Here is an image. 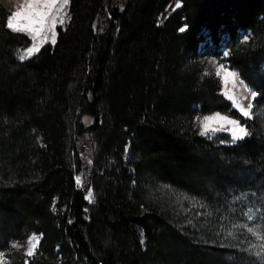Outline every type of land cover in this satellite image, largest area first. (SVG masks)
<instances>
[{
  "label": "trees",
  "instance_id": "1",
  "mask_svg": "<svg viewBox=\"0 0 264 264\" xmlns=\"http://www.w3.org/2000/svg\"><path fill=\"white\" fill-rule=\"evenodd\" d=\"M67 11L55 43L20 61L28 38L0 4L4 264H237L195 225L212 203L232 214L264 199V0H70ZM201 47L217 58L224 47L256 93L250 120L202 72ZM214 112L248 135L200 133ZM255 213L264 222V205ZM31 233L32 256L11 249Z\"/></svg>",
  "mask_w": 264,
  "mask_h": 264
},
{
  "label": "rangeland",
  "instance_id": "2",
  "mask_svg": "<svg viewBox=\"0 0 264 264\" xmlns=\"http://www.w3.org/2000/svg\"><path fill=\"white\" fill-rule=\"evenodd\" d=\"M29 3L30 0H0V4H2L8 12L6 27L8 19L13 13L23 12V15L14 19L13 23L26 26L25 28L20 31H13L7 27L9 30L24 34L28 38V44L18 52L17 56L20 61H25L37 54L42 46L53 44L52 39L54 37L56 40L57 27L64 25L68 19L67 9L69 3L65 5L63 0H54V2H51V0H39V2H37V0H31V7H29ZM175 7H177V4H175L173 8ZM61 21H63V23H61ZM37 31L39 32L38 35ZM27 48H36L38 51H34L31 56H27ZM220 52L221 57L217 58L208 54L206 50L201 47L198 52L197 62L204 74H212L219 78L221 82V93L238 112L239 116L243 119V122L250 120L252 118V100L254 98L253 91L239 78L238 73L235 70L230 69L225 63L224 58L227 57V55H225L227 50L222 47ZM21 56H25V58L22 60L20 59ZM250 105L251 107H249ZM241 109L247 111L249 113L248 116H244ZM230 121H235L236 123H230ZM243 122L241 119L234 118L228 114L214 112L200 117L198 119V126L200 133L204 135L213 136L223 132L228 135V139L231 142H236L242 140L232 139L233 131L237 126L244 127L248 135V130ZM205 124L208 125L207 130L204 128ZM127 155L128 152L126 150L125 156ZM89 191L92 193V190ZM89 191L86 195V199L88 202H91L93 194L89 197ZM180 200L181 202L178 204L180 207L178 208L183 211L184 214V212L187 211L184 209L185 206L183 207V204H189V199L182 197ZM259 202L261 204H259ZM257 204L262 207L264 205V199L256 197L252 200V202H241L238 204L236 211H234L235 214L234 212L231 214L230 211L222 212L221 206H218L216 203H212V214H206L203 216L205 220L201 222L197 221L195 226H200L203 229L205 239H215L217 241V245L220 247L227 246L225 247L226 249H229L236 256H238L237 258L234 257V262L237 264H264V222L256 220L258 218V215L255 213L256 207L258 206ZM190 207H193L192 204H190ZM236 212H238V215ZM241 212L243 213L242 218L239 217ZM233 215L235 216L233 217ZM187 216L188 217L182 219V221L186 223L185 227L192 229V227H190V222L193 219L191 218V214ZM236 217H239V219H235ZM174 218L177 217L175 216ZM230 222L233 226H237L238 231L236 233L227 231L228 227H231L228 225ZM33 237H35V239H32ZM200 238L201 237H199V239ZM29 240H31V243H35L37 245L33 251L34 254L40 242V236L35 233H31L23 241L12 242L11 249L20 251L24 256L30 257L27 255V251L31 247ZM242 254H244V256H242ZM246 254H248L249 257ZM8 257L9 255L4 254V262Z\"/></svg>",
  "mask_w": 264,
  "mask_h": 264
},
{
  "label": "snow or ice",
  "instance_id": "3",
  "mask_svg": "<svg viewBox=\"0 0 264 264\" xmlns=\"http://www.w3.org/2000/svg\"><path fill=\"white\" fill-rule=\"evenodd\" d=\"M37 2H39V0H37ZM51 2H54V0H51ZM63 2H64L65 5H67L70 2V0H63ZM29 7H31V0H30V3H29ZM177 7H179V4H177ZM22 15H23V12H15V13H13L8 19L7 27L12 29L13 31H20L23 28H25L26 26L17 25L16 23H13L14 19L19 18ZM61 23H63V21H61ZM183 30L184 29H181V31H183ZM38 34H39V32L37 31V35ZM52 42L55 43V38L54 37L52 39ZM34 51H38V49H36V48H27L26 49V55L27 56H31ZM225 55H227V53H225ZM24 58H25V56H21L20 57V59H22V60ZM217 74H219V73H217ZM255 95H256V93L253 92V96H255ZM249 107H251V105ZM241 112H242V114L244 116H248V114H249L247 111H244L243 109H241ZM205 119H208V118H205ZM230 123H236V122L235 121H230ZM207 127H208V125L205 124L204 125L205 130H207ZM246 135H247V133H246L245 128L237 126L234 129V131H233L232 139L233 140L243 139ZM77 183H79V177H77ZM91 195H92V193H91V191H89V197H91ZM32 239H35V237H33ZM29 243L31 244V247L28 249L27 255L31 256L33 254V251L35 250L37 245L35 243H31V240H29ZM13 246H15V245H13ZM3 257H4V253L0 252V264H4Z\"/></svg>",
  "mask_w": 264,
  "mask_h": 264
}]
</instances>
